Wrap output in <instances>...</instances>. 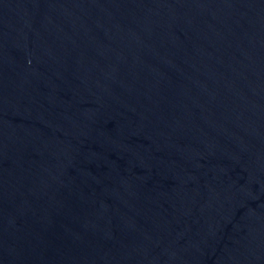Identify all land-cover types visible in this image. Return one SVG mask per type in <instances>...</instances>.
Listing matches in <instances>:
<instances>
[{
  "label": "water",
  "instance_id": "95a60500",
  "mask_svg": "<svg viewBox=\"0 0 264 264\" xmlns=\"http://www.w3.org/2000/svg\"><path fill=\"white\" fill-rule=\"evenodd\" d=\"M0 264H264V0H0Z\"/></svg>",
  "mask_w": 264,
  "mask_h": 264
}]
</instances>
